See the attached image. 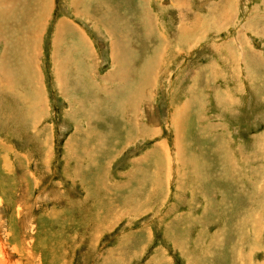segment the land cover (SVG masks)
I'll return each mask as SVG.
<instances>
[{
	"label": "rangeland",
	"instance_id": "rangeland-1",
	"mask_svg": "<svg viewBox=\"0 0 264 264\" xmlns=\"http://www.w3.org/2000/svg\"><path fill=\"white\" fill-rule=\"evenodd\" d=\"M72 2L53 0L38 112L36 98L17 96L33 120L15 109L28 122L19 131L0 119V226L13 262L26 240L51 264H264V0H112L111 36L131 31L124 52ZM66 17L87 33L104 89L56 84L53 45L63 40L62 58L72 48L58 31ZM122 84L127 98L140 89L136 107L121 106Z\"/></svg>",
	"mask_w": 264,
	"mask_h": 264
},
{
	"label": "bare ground",
	"instance_id": "bare-ground-1",
	"mask_svg": "<svg viewBox=\"0 0 264 264\" xmlns=\"http://www.w3.org/2000/svg\"><path fill=\"white\" fill-rule=\"evenodd\" d=\"M99 2L100 1H98V5H95L94 7H92V9H89V10L87 9L88 10L87 11L86 9L85 10L81 9V4H83V0H76V3L75 2L71 3L72 12L77 13L78 21L84 18L85 20L89 19L93 23H97V24H99L101 21L105 22L107 24V27L105 28L109 32L108 38L110 42V50L112 52H116V51L124 52L125 45L123 42L130 40L131 31H129L130 34H124L123 33L124 31L122 30L123 32L122 31L119 32V36H120L119 39L112 37L111 36V34H113L112 31H117V28L119 29V27L116 28L114 26L115 25L114 18L116 16L115 7L113 6L112 0H108V1L103 0L102 2L100 3ZM92 4L94 3L92 2ZM53 7H54L53 0H0V45L4 47L2 55H1V60H0V119H1V122H3L1 124L4 127L9 128L11 124L16 123L19 131H22L23 128H27L28 122L26 123L25 121L18 118L16 116L17 112L14 113L15 109L17 111H20V113H22V116H24L27 121L31 122L33 120L31 119V114L34 116L35 115L34 113H32L29 110L17 108L16 104L17 102H19V99L17 96H22L27 100H32V102H33V99L36 98L38 101L36 103L34 101L32 104V107L34 110L36 107L37 112H38V109H37L36 104L38 103L40 104L42 102L41 100H43V90L44 89L42 88V74L40 70V58L39 57L42 54L41 53V42L43 41L42 37H43V34H45L44 32L46 29V24H48L49 21L51 20L52 11H54ZM145 10L146 12H145L144 18L147 19L146 23L152 25L154 20L147 16H148V13L153 12V10H151L150 7H147ZM112 18H113V21H112ZM62 21L64 24L60 25L58 29L60 34H62L60 35V37H62L63 39L64 37L68 36V38H70L71 40L67 38L66 40L68 42H71L72 48L68 50L67 56L62 54L63 55V58H62L60 50H66V48L64 47L61 49L63 40L60 42L58 41L56 45H53V48H54L53 49L54 55L52 57L54 61L53 75H54L56 84L60 87V89H63V90L65 89L67 91L69 89L68 85L71 84V82L69 84L68 80L71 78V81L73 80L76 81L78 84H80L81 87H83V90L85 88V91L88 88L87 85H82V83L85 80H87L90 88H92V90H94L95 92L98 87L100 89H104L106 86H108L107 83L103 82V85H101L102 83H98L99 80L93 74V60L97 56L92 48L93 46L90 45L91 43L89 42L88 37L86 36L87 33L86 35L84 34L85 31L80 25L79 26H77L76 24L68 25L67 17L63 19ZM118 22L120 21H117V23ZM143 25H145V23ZM112 26H114V28H112ZM6 29H10L13 32H15V34H18V35L21 34L20 36L22 37L18 38L16 41L14 39L8 40L7 39L8 37H6L8 34L5 36ZM56 29L57 27H55V32H56ZM155 31H157V27L155 28ZM185 31L186 29H182L181 32L184 33ZM55 32H54L53 38L55 37ZM153 32H154V28L150 31V34H152ZM11 38H14V37H11ZM22 45L23 47H21ZM20 48H21V52L18 54L17 50ZM13 49L16 50V55H17L16 56L17 58L14 57L15 58L14 61L10 57V56H13L11 55L13 53L12 52ZM124 55L125 53L120 55L121 62H123L124 60V57H125ZM74 58H76V60ZM151 59L148 60L147 64L151 61ZM84 63L85 64L89 63V64H87V66H84ZM162 63H164V61H162ZM22 65H23L22 70L20 69L16 70L14 68V67H22ZM147 66L148 65L145 66V69H147ZM72 67H74L73 70H71ZM85 67H88V68L86 69ZM8 68H12V69H8ZM120 71H122V69L120 70L119 68L117 73L119 74ZM72 74H75L74 78ZM113 76L114 75L110 73L108 75V80L106 81L109 82L111 78H115ZM119 76L121 78V75ZM148 78L149 76L142 80L144 83L147 82L146 83L147 90L150 89L149 79L151 80L153 79L151 77L149 79ZM33 82L36 84V86L35 84H33ZM32 84L35 87L33 97H31L30 95L31 93L29 94V92L31 91V90L29 91V89L32 86ZM104 84L106 86H104ZM153 85L154 84H152V86ZM122 87H124V91L121 93L122 95L118 97L120 100L123 101L122 102L123 104L121 103L122 104L121 106H124L125 104H128V103H133L132 107H136L141 102V96L139 95L140 89L130 90L129 92L130 96H128L127 98L126 97L127 91H128L126 90L127 87H125L123 84H122ZM95 92L92 91V95ZM74 95H73V100L75 99ZM109 98L111 100L114 98L113 94L110 91H109ZM20 105L27 109H29L31 106L29 102L23 103L22 101H20ZM76 105L79 106V108H81L80 103H77ZM123 109H124L123 107L118 106V110L121 111V113H123L122 112ZM124 112H125V109H124ZM89 124H91L90 121H89ZM176 128L180 129L178 125L176 126ZM7 135H10V133ZM2 203L3 201H1L0 199V207L2 206L1 205ZM15 214H17V217L21 219L22 214H23V209L21 207H18ZM16 220L17 219H15V221ZM2 231L3 230H1V226H0V264H38V263L39 264H44V263L51 264L49 263V261H47L48 259L47 260L41 259L40 261L36 260L35 258L36 253L33 252L35 251L34 250L35 241L34 242L31 241L32 243H30V245L28 246L26 245L27 243L26 240H22L21 243L18 242L20 243L19 246H16L14 249H12L16 253L17 258H18V261L13 262L12 260L13 253H11L12 251L10 249L11 245L8 242H6L4 238L2 237V234H3ZM6 236L8 237L7 239L9 240L14 239L12 238L13 236H12V233L10 232ZM24 246L32 248V251L26 253ZM56 261H57V264H60L59 259H57Z\"/></svg>",
	"mask_w": 264,
	"mask_h": 264
}]
</instances>
